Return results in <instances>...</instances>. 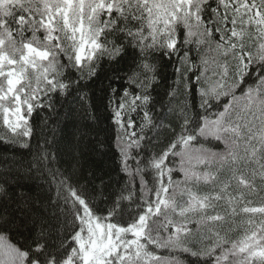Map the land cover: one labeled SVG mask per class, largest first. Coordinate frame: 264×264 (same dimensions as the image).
Masks as SVG:
<instances>
[{
  "label": "trees",
  "instance_id": "obj_1",
  "mask_svg": "<svg viewBox=\"0 0 264 264\" xmlns=\"http://www.w3.org/2000/svg\"><path fill=\"white\" fill-rule=\"evenodd\" d=\"M155 1L78 4L100 44L78 63L43 24L56 0H0L3 49L54 56L50 83L24 70L39 87L25 127L0 111V235L29 264H264L237 246L250 218L264 243V28L231 0H192L162 27ZM96 224L109 251L86 262Z\"/></svg>",
  "mask_w": 264,
  "mask_h": 264
},
{
  "label": "rangeland",
  "instance_id": "obj_2",
  "mask_svg": "<svg viewBox=\"0 0 264 264\" xmlns=\"http://www.w3.org/2000/svg\"><path fill=\"white\" fill-rule=\"evenodd\" d=\"M84 0H56V11L53 13L48 12L43 20V24L50 28L56 24H60L63 34L67 37V42L72 45L75 52V59L78 63L90 59L94 56L95 52L100 48L98 35L99 30L95 25L85 20L82 8L77 11L78 4H83ZM99 2V0H98ZM192 0H156L153 6L154 20L162 27L168 24V21L178 11H183L184 7L189 8ZM102 4V3H101ZM100 7L97 4L95 8ZM227 9L236 10L241 13L242 18L248 27L253 25L254 28H260L263 31L264 25V3L262 0H231L230 4H226ZM232 7V8H230ZM262 9L261 11L259 9ZM250 29V28H249ZM173 43V41L171 42ZM19 57L12 55L8 50L3 49V40L0 39V111L3 114L5 124L12 131H16L25 127L27 123V112L31 109L32 105L30 97H35L33 91L39 87L26 82V68L40 70L42 72V81L36 83L52 82L53 78L49 77L51 70H55L52 51L49 47L42 48L32 43H25L24 50L20 52ZM223 75L229 76V67L224 65ZM223 76V77H224ZM122 107H126L124 104ZM252 107H248L247 111H251ZM128 110V109H127ZM126 110L121 112L117 111L116 119L121 127H124V116ZM130 120V119H128ZM129 130V126L126 127ZM133 136V134H132ZM131 138L129 132H126L125 138ZM126 138V140H128ZM203 201H196L192 204V208L203 207ZM190 208V209H192ZM176 210V209H175ZM184 208L177 209L171 215L172 225L185 224L181 212ZM186 210V209H185ZM255 222L252 218L248 220V228L244 231H251L243 236L241 243H239V252H246V255L254 257L257 254L264 255V243L259 237V231L254 234L252 232ZM263 230V228H262ZM104 227L96 224L90 225L89 233L83 238V246L87 251L85 261L90 262L95 257L99 258L102 254L109 251L108 242L101 239ZM100 236V237H99ZM89 243V244H88ZM88 245V246H87ZM91 248H90V247ZM0 264H29L26 261L25 253L14 246L5 236L0 235ZM36 264V263H35ZM65 264H72L69 260ZM153 264H165L164 262H153Z\"/></svg>",
  "mask_w": 264,
  "mask_h": 264
}]
</instances>
